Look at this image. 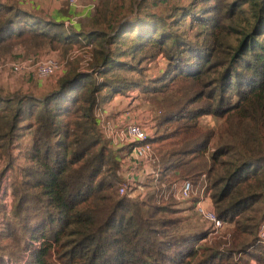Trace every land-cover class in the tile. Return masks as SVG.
I'll use <instances>...</instances> for the list:
<instances>
[{"label": "trees", "instance_id": "obj_1", "mask_svg": "<svg viewBox=\"0 0 264 264\" xmlns=\"http://www.w3.org/2000/svg\"><path fill=\"white\" fill-rule=\"evenodd\" d=\"M18 45L66 65L48 90L31 72L32 92L0 85V264H264V0H97L78 29L0 0V58ZM116 96L154 114L142 200L119 194L126 162L95 115ZM186 180L223 220L211 241L181 224Z\"/></svg>", "mask_w": 264, "mask_h": 264}, {"label": "rangeland", "instance_id": "obj_2", "mask_svg": "<svg viewBox=\"0 0 264 264\" xmlns=\"http://www.w3.org/2000/svg\"><path fill=\"white\" fill-rule=\"evenodd\" d=\"M56 17L58 18V16H56ZM86 20H87V18L80 20V24L85 23ZM25 50H26L25 48L18 45L15 47V54L14 55H7L6 57H3L4 59L0 58L1 59V61H0V85H4V86L6 85L9 87L10 90H14L15 88H18V86L21 84L22 88L24 90L28 89V92H32V90L30 88H34L35 86H32L33 81H31V80H34L35 82H37L36 81V79H37L38 82H37L36 86H38L39 89L45 88V90H48L50 87H53L54 81L57 79V77L61 76L63 73L61 75L56 74L55 76H50V77H48V79L43 80V79L37 77L34 72H31L29 74H32L33 77L36 79H33V77L31 76L27 80V77L21 78L22 74L24 75L26 72H28L26 69L25 70L23 69L22 71H20L18 73H14L11 70V67L13 66L14 63H19V62H22L23 60H25L23 58V56L29 54V52H26ZM33 54H36V52H33L32 55ZM81 55L83 56V60H81L80 65L82 67H84L85 61L88 57V54L86 53V49L85 50L84 49L83 50L74 49L73 52L70 54V56H73V57H76V56L79 57ZM48 56H53V58L58 59L63 64L64 70H65L66 59H64L63 57H60L58 55V52L48 51L47 54H44V57H48ZM44 57H42V58H44ZM35 62H37V61H35ZM161 67H163V61L159 60L158 64L156 66H154V68L152 69V74L157 73ZM29 82H31V83H29ZM34 93H36V92H34ZM131 95L136 96L134 93H132ZM97 110H98V112L96 113V117L98 116V114H100V116L103 117V119L106 123L111 122L114 124V125L112 124L114 127H117V124L119 122L118 120H121V122H123L122 119L124 117H127L128 119H133L134 121L139 122L146 129V131H148L149 133L152 132L151 127L153 125V121L151 119V115L153 113H152L151 107L149 106V104L146 100H143L141 98H135L132 96H119V97L116 96V98L113 99L112 101H110L106 104L99 105ZM119 111H122V112H119ZM115 112H117V113L115 114ZM123 112H124V114H121ZM121 115H123V116L120 118L119 116H121ZM153 116H154V114H153ZM117 118H118V120H117ZM201 122L204 124L211 125L215 129L219 125V121L216 118H212V117H207L206 119L203 118L201 120ZM101 133H102L103 138H105V140L111 145V147L113 149H116V152H118V153H116L115 157L120 158V159L122 158L126 162V165L123 166L124 167L123 178H124V176L127 172V167L131 164V161H132L131 159H129L130 156L129 157L124 156V154H125L124 152H126V150L124 151L123 147H120L118 145H114L115 143L113 142V140L107 139V137L104 135L102 130H101ZM112 142L114 144H111ZM141 166H142V163L140 162L139 168H141ZM0 167H1V165H0ZM147 176L148 175L141 174L139 176L136 175L135 178L139 179L140 182H143L142 180L147 178ZM156 178H158V177H156ZM156 180L157 179H155V181ZM139 184L140 183H137L135 189H133L132 191L129 189V191H130L129 195L132 198L138 197L139 199L142 200L144 198L146 191L148 190V187H143V185H139ZM177 184H179V183H177ZM204 186H205V183L203 181V185L200 189L198 187L195 188L194 186H193V188L195 189V192H197V191L199 192V190L201 192V189L203 190ZM160 195H161L163 200L167 199L166 198L167 193L162 192ZM206 199L209 201H205L204 205H206V202H211L210 197H207ZM180 200H181V203L178 205V207L181 209V208L187 206L186 207V209H187L189 206L188 202H186L183 199H180ZM180 200L177 199L176 201L179 202ZM208 206L210 209L214 210L212 203H210V205H208ZM186 209L183 210V212H184L183 216H186V217H184V220L181 223L185 230L201 232L205 228H207V225H206L207 220L206 219H204L198 213H196L195 210L194 211H187ZM215 233L216 232L212 231L210 233V235L207 237V241L213 240L212 237H213V234H215Z\"/></svg>", "mask_w": 264, "mask_h": 264}, {"label": "built area", "instance_id": "obj_3", "mask_svg": "<svg viewBox=\"0 0 264 264\" xmlns=\"http://www.w3.org/2000/svg\"><path fill=\"white\" fill-rule=\"evenodd\" d=\"M71 5L76 6V0H70ZM93 8L95 5L93 4ZM80 16H73L71 19L64 22L65 26H73L76 20ZM27 70L28 72H34L35 75L41 79L50 77L54 74H59L64 71L63 64L58 60L53 58V56L44 57L35 62L32 57L27 58L19 63H14L11 70L14 73H18L22 70ZM98 110L96 111V113ZM95 113V115H96ZM100 129L103 131L107 139H112L111 143L114 145L122 146L129 144L130 147V157L131 164L127 167V172L123 178V181L119 185V194L124 195L130 189L135 187L136 178L141 174L148 175V177L153 176L156 178L158 176L157 172L152 170L151 164L155 161L156 156L151 145L146 142L148 139V131L137 121L133 119L123 118V122H119L117 127H114L113 123L105 122L103 117L98 114L97 116ZM113 124V125H112ZM142 163L141 168H139V163ZM205 187V186H204ZM173 197L175 199L186 200L192 195H196L195 189L191 181H184L179 187L174 186ZM172 189V190H173ZM169 192H167V196ZM199 200L195 203V211L201 217L207 220L208 226L212 231L218 233L219 229L223 226V220L218 218L213 209H210L208 205H204L207 194L201 189L199 191ZM258 237L260 242L264 245V220L261 222L258 228Z\"/></svg>", "mask_w": 264, "mask_h": 264}, {"label": "crops", "instance_id": "obj_4", "mask_svg": "<svg viewBox=\"0 0 264 264\" xmlns=\"http://www.w3.org/2000/svg\"><path fill=\"white\" fill-rule=\"evenodd\" d=\"M96 1L97 0H76V6H73L71 5L70 0H21V2L27 7H30L32 4H35L36 7H38V10L39 9L43 10L44 13L49 14L51 18L57 21L63 20L65 22L66 20L71 19L73 16H80L76 20V23L73 25L74 28L76 29H78L81 26L80 20L85 19V18H87L88 20V18L94 13L93 4L95 5ZM64 5L66 6V9L68 10V13L70 15L69 17L64 16L62 12L60 11V9L64 7ZM56 16H58V18ZM119 112H122V111H119ZM116 113L117 112H115V114ZM121 114H124V112ZM122 116L123 115L119 117L121 118ZM118 121L121 122V120H118ZM123 146L124 145L120 147H123ZM138 180L139 179L136 180V184ZM135 187L133 189H135ZM196 195H198V200H199V197H200L199 194H196ZM205 201H209V200L206 199ZM210 203L212 202H206V205H210ZM186 207L187 206L183 207V210L186 209Z\"/></svg>", "mask_w": 264, "mask_h": 264}]
</instances>
